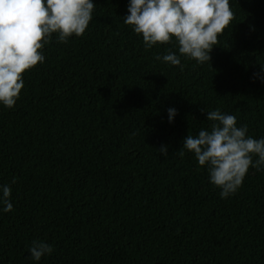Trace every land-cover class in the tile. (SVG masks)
<instances>
[{
    "label": "trees",
    "instance_id": "obj_1",
    "mask_svg": "<svg viewBox=\"0 0 264 264\" xmlns=\"http://www.w3.org/2000/svg\"><path fill=\"white\" fill-rule=\"evenodd\" d=\"M93 3L84 35L53 34L15 106L0 104L13 204H0V264H264V167L221 198L193 153L176 154L209 128L201 109L264 138V0H230L210 62L181 56L182 72L156 59L175 42L146 49L124 23L130 0ZM36 239L54 248L40 261Z\"/></svg>",
    "mask_w": 264,
    "mask_h": 264
},
{
    "label": "clouds",
    "instance_id": "obj_2",
    "mask_svg": "<svg viewBox=\"0 0 264 264\" xmlns=\"http://www.w3.org/2000/svg\"><path fill=\"white\" fill-rule=\"evenodd\" d=\"M94 8L93 0H0V104L15 106L24 88V73L44 63L42 50L53 34L57 43L64 44L73 35L82 37ZM128 13L124 23L142 35L146 49L175 42L179 55L168 51L156 59L179 66L181 72V56L199 64L210 62L218 37L235 19L230 0H130ZM201 112L207 113L209 128L188 134L176 154L183 158L185 151L193 153L198 165L206 167L210 183L221 189V198H228L242 186L250 168L264 167V138L249 136L246 125L238 127L236 116L219 108ZM176 114L175 108L168 109L169 122ZM158 151L165 158L169 155L165 146ZM0 189L3 211L10 212L12 189L8 185ZM53 251L52 245L39 239L29 247L33 261Z\"/></svg>",
    "mask_w": 264,
    "mask_h": 264
}]
</instances>
